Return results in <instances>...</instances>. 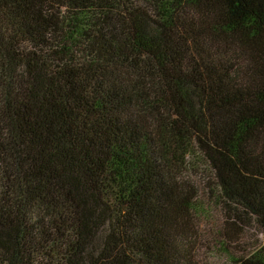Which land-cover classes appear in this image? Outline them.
<instances>
[{"label": "trees", "instance_id": "16d2710c", "mask_svg": "<svg viewBox=\"0 0 264 264\" xmlns=\"http://www.w3.org/2000/svg\"><path fill=\"white\" fill-rule=\"evenodd\" d=\"M204 164L264 264V0H0V264H201Z\"/></svg>", "mask_w": 264, "mask_h": 264}, {"label": "rangeland", "instance_id": "374dc122", "mask_svg": "<svg viewBox=\"0 0 264 264\" xmlns=\"http://www.w3.org/2000/svg\"><path fill=\"white\" fill-rule=\"evenodd\" d=\"M191 179L198 184L202 192L210 193L206 196L209 206V211L203 215L202 228L205 232V238L201 239V245H199V257L201 264H231V260L228 256L221 251H218V245H211L212 234L210 233L212 228L222 221V209L218 201L221 200L219 196V188L212 176L211 170L204 164L200 165L197 171L190 174ZM203 240H206L205 246H203ZM264 241V233L259 231L257 225L253 224L247 229V232L243 236V241L240 242L244 245V248H248L254 242Z\"/></svg>", "mask_w": 264, "mask_h": 264}]
</instances>
